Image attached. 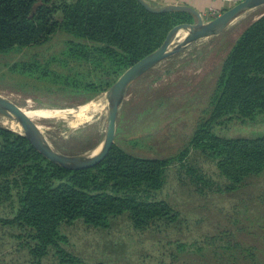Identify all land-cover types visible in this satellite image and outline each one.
<instances>
[{
	"label": "trees",
	"instance_id": "16d2710c",
	"mask_svg": "<svg viewBox=\"0 0 264 264\" xmlns=\"http://www.w3.org/2000/svg\"><path fill=\"white\" fill-rule=\"evenodd\" d=\"M194 22L188 12L153 13L138 0H0V56L65 34L73 40L63 55L85 65L86 73L101 75L99 85L77 81L80 74L69 73L72 69L58 74L48 67L17 63L11 70L95 91L109 86L106 78L115 79L161 48L176 28ZM244 31L222 63L207 117L176 156H138L114 143L97 163L68 168L52 163L26 135L0 125V264H44L49 259L56 264H88L67 249L69 240L62 229L75 223L106 231L126 216L136 231L179 225L181 214L156 195L173 164H179L194 184L208 185L186 166L191 151L214 164L226 192L263 173L264 131L247 136L225 133L231 124L254 125L264 116V15ZM260 245L228 244L220 251L225 264H264ZM178 248L183 251L185 246Z\"/></svg>",
	"mask_w": 264,
	"mask_h": 264
},
{
	"label": "rangeland",
	"instance_id": "374dc122",
	"mask_svg": "<svg viewBox=\"0 0 264 264\" xmlns=\"http://www.w3.org/2000/svg\"><path fill=\"white\" fill-rule=\"evenodd\" d=\"M263 11L264 6L246 11L221 32L195 41L144 73L120 106L115 143L128 153L148 158H169L182 151L207 117L225 57ZM183 38L171 47L180 45ZM70 40L73 38L58 34L44 45L1 55L0 99L44 113L34 122L42 127L51 147L63 155L80 156L95 152L103 143L112 106L109 94L126 70L115 79L106 78L109 86L95 91L68 88L39 80L36 74L11 70L17 63L48 67L58 74L72 69L69 73L80 74L77 81L99 85L101 75L86 73L85 65L69 58L63 65ZM0 125L26 134L19 122L2 115ZM262 131L264 116L254 125L231 124L225 133L247 136ZM186 166L198 171L208 185L194 184L179 164H173L156 195L181 214L179 225L136 231L126 216L114 220L106 231L75 223L62 229L69 240L67 249L88 264H225L220 250L228 244L264 246V172L240 189L226 192L214 164L198 151H191ZM179 246H185L184 250ZM215 251L222 257L215 256ZM44 264L56 262L49 259Z\"/></svg>",
	"mask_w": 264,
	"mask_h": 264
},
{
	"label": "water",
	"instance_id": "95a60500",
	"mask_svg": "<svg viewBox=\"0 0 264 264\" xmlns=\"http://www.w3.org/2000/svg\"><path fill=\"white\" fill-rule=\"evenodd\" d=\"M138 1L148 11L153 13L168 11L188 12L195 17V22L193 24H184L176 28L161 48L136 62L117 80L109 94L112 106L107 120L106 135L103 143L95 152L80 156H67L56 152L48 143L45 134L33 120H31L19 107L0 99V115L19 122L26 131L25 135L32 140L33 145L52 163L68 168H84L97 163L110 151L112 145L115 143L117 117L120 106L130 88L144 73L168 57L182 52L195 41L221 32L246 11L264 6V0H242L214 19L205 22L203 16L190 6L168 5L163 8H153L144 0ZM263 15L264 13L259 17ZM182 35H184L182 43L178 46L171 47Z\"/></svg>",
	"mask_w": 264,
	"mask_h": 264
},
{
	"label": "crops",
	"instance_id": "0c3cea01",
	"mask_svg": "<svg viewBox=\"0 0 264 264\" xmlns=\"http://www.w3.org/2000/svg\"><path fill=\"white\" fill-rule=\"evenodd\" d=\"M153 8H163L168 5H186L194 8L202 16L205 22L215 18L229 9L231 5L223 0H144Z\"/></svg>",
	"mask_w": 264,
	"mask_h": 264
},
{
	"label": "bare ground",
	"instance_id": "6f19581e",
	"mask_svg": "<svg viewBox=\"0 0 264 264\" xmlns=\"http://www.w3.org/2000/svg\"><path fill=\"white\" fill-rule=\"evenodd\" d=\"M264 12V11H263ZM262 12V13H263ZM245 32V31H244ZM31 120H33V121H35V120H37V119H39V118H41L43 115H44V113H40V112H33V111H27V110H25V109H23V108H20ZM36 122V121H35ZM12 123V122H11ZM39 128L41 129V131L44 133V131H43V129H42V127H40L39 126ZM10 129V128H9ZM15 131V130H14ZM17 133V132H16Z\"/></svg>",
	"mask_w": 264,
	"mask_h": 264
},
{
	"label": "built area",
	"instance_id": "2783aa9c",
	"mask_svg": "<svg viewBox=\"0 0 264 264\" xmlns=\"http://www.w3.org/2000/svg\"><path fill=\"white\" fill-rule=\"evenodd\" d=\"M224 2L228 3L229 5H235L238 4L239 2H241L242 0H223ZM218 15H216L215 17H217Z\"/></svg>",
	"mask_w": 264,
	"mask_h": 264
}]
</instances>
